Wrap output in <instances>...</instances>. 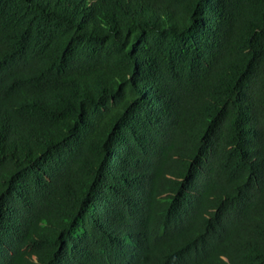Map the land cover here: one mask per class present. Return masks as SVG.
<instances>
[{
  "label": "trees",
  "instance_id": "16d2710c",
  "mask_svg": "<svg viewBox=\"0 0 264 264\" xmlns=\"http://www.w3.org/2000/svg\"><path fill=\"white\" fill-rule=\"evenodd\" d=\"M0 264H264V0H0Z\"/></svg>",
  "mask_w": 264,
  "mask_h": 264
},
{
  "label": "bare ground",
  "instance_id": "6f19581e",
  "mask_svg": "<svg viewBox=\"0 0 264 264\" xmlns=\"http://www.w3.org/2000/svg\"><path fill=\"white\" fill-rule=\"evenodd\" d=\"M150 248V247H149Z\"/></svg>",
  "mask_w": 264,
  "mask_h": 264
}]
</instances>
